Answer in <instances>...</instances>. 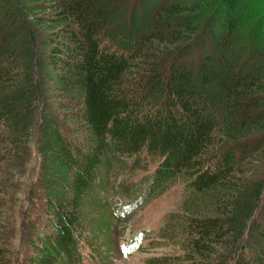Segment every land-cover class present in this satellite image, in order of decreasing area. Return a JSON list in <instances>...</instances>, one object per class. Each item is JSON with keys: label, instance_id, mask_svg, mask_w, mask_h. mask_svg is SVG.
Segmentation results:
<instances>
[{"label": "trees", "instance_id": "obj_1", "mask_svg": "<svg viewBox=\"0 0 264 264\" xmlns=\"http://www.w3.org/2000/svg\"><path fill=\"white\" fill-rule=\"evenodd\" d=\"M33 146L17 264H77L83 242L104 263L107 172L149 162L148 189L184 190L152 262L264 264V173L245 168L264 146V0H0V264Z\"/></svg>", "mask_w": 264, "mask_h": 264}, {"label": "rangeland", "instance_id": "obj_2", "mask_svg": "<svg viewBox=\"0 0 264 264\" xmlns=\"http://www.w3.org/2000/svg\"><path fill=\"white\" fill-rule=\"evenodd\" d=\"M39 162L40 158L33 146L28 169L22 177L23 182L13 190L15 193L12 199L4 204V210L11 220V225L15 227L14 233L8 237L11 251L10 264H17L22 260L27 250L24 233L26 224H28V216L35 214L33 204L40 205L39 190L31 188L32 184L36 182ZM154 165V163L149 162L146 168L136 167L131 170H127L124 165H121L120 168L115 167L112 171L107 172L109 185L105 190V196L114 226L110 228L108 233L95 235V242H97L96 239L103 242L106 237L109 240V245L103 244L106 247L102 252L106 256L104 263L96 260L88 264H161L152 262L151 258L162 255L165 251H172L169 245L157 244L160 241L157 236L158 228L164 224L168 212L179 208L184 190L181 182L172 184L157 193L152 191L153 188L148 189L150 184L148 179L154 170ZM245 168L249 170V174L256 176H261L264 173V146L262 150L248 158ZM126 179L128 182L137 180L139 185L131 196L124 197L123 203L125 202L126 207H121V212L117 213L115 212L117 206L122 202L121 192H118V187L112 188L110 185H118L121 180ZM142 230L148 231L139 248L133 250L129 256H122L119 244L123 237L131 236V242H138ZM89 246L92 249V246ZM90 247L89 250L91 251ZM83 252L89 253L87 248Z\"/></svg>", "mask_w": 264, "mask_h": 264}]
</instances>
